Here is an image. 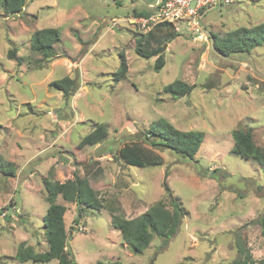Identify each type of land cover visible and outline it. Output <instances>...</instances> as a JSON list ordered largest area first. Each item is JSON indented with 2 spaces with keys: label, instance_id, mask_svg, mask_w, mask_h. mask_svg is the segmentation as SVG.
<instances>
[{
  "label": "rangeland",
  "instance_id": "1",
  "mask_svg": "<svg viewBox=\"0 0 264 264\" xmlns=\"http://www.w3.org/2000/svg\"><path fill=\"white\" fill-rule=\"evenodd\" d=\"M150 2L27 0L18 13L0 8V155L15 169L13 176L0 173V264L55 263L19 262L14 254L21 242L47 249L43 178L62 182L74 175L87 178L106 207L85 209L74 223L76 204L57 196L77 264H231L240 241L253 260H264V236L254 222L264 204V165L234 154L230 135L251 127L264 147V43L224 56L211 36L263 22L264 0L216 2L201 9L197 31L176 23L178 35L163 45L142 37L146 29L135 20L151 12ZM46 26L60 29L50 60L30 48L32 32ZM137 39L147 50L161 45V69L153 68L155 55L135 52ZM9 48L19 63L7 56ZM120 52L127 71L115 81ZM63 76L77 82L68 100L49 85ZM174 80L195 87L173 97L163 87ZM158 118L203 132L193 160L144 141ZM99 122L106 135L87 138ZM129 141L153 148L161 164L124 163L116 154ZM164 183L186 212L165 245L153 236L135 253L111 225L108 207L125 218L159 200L170 208Z\"/></svg>",
  "mask_w": 264,
  "mask_h": 264
},
{
  "label": "trees",
  "instance_id": "2",
  "mask_svg": "<svg viewBox=\"0 0 264 264\" xmlns=\"http://www.w3.org/2000/svg\"><path fill=\"white\" fill-rule=\"evenodd\" d=\"M27 0H0V8L6 13H18L25 6ZM148 11L138 13L148 15ZM178 35L175 25L172 22L155 23L143 33L145 39H159L161 45ZM212 46L219 54L227 56L231 53L248 52L255 46L264 43V21L252 26H238L224 35L220 36L212 33ZM141 37V38H142ZM60 39V29L46 26L36 29L30 37V48L42 54L43 58L50 60L55 56L54 44ZM161 45L149 50L143 48L141 39L135 41V52L142 57L156 56L153 64L154 70H159L164 65ZM7 56L14 58L18 63L20 57L16 55L15 48L7 50ZM120 61L117 70L114 72V79L118 81L125 77L127 63L123 52L119 53ZM49 85L63 92L64 99L68 100L77 89L75 78L63 76L50 81ZM194 84H188L182 80H174L163 87V91L173 97H180L188 94ZM106 135V126L99 122L93 127L87 138L102 140ZM233 140L232 151L234 154L244 158H251L259 165H264V147L255 143L252 128H236L230 133ZM144 141L151 147L162 146L170 149L178 156L193 160L199 149L203 132L200 130H180L172 126L163 118H158L150 123L145 132ZM155 138V139H154ZM151 147H146L138 141L125 142L117 151V156L126 164L139 167L157 166L162 162V157ZM15 172L14 163L4 160L0 155V173L13 176ZM94 173V172H92ZM45 187V201L47 208L42 216L44 237L47 249L42 252L34 251L33 248L21 242L17 246L14 259L19 262L27 260L33 262L47 263L54 260V264H77L70 253L68 247V234L66 233L63 221V214L66 207L57 202V196L65 201L76 204V217L73 219L77 223L85 209L100 210L105 207L103 200L91 187L88 179L74 175L73 178L62 182L43 178ZM166 190L169 206L164 200H159L149 206L144 212L133 218H125L122 214H115L117 208L109 206L111 215V225L120 231L121 239L128 244L130 249L141 252L147 247L153 236H157L165 245L178 230L182 217L185 214L184 207L172 196L168 185L163 184ZM106 208V207H105ZM119 210V208H118ZM260 228L264 236V204L262 211L254 221ZM237 257L231 264H264V260L255 261L252 259L250 251L244 241H240L237 246Z\"/></svg>",
  "mask_w": 264,
  "mask_h": 264
},
{
  "label": "built area",
  "instance_id": "3",
  "mask_svg": "<svg viewBox=\"0 0 264 264\" xmlns=\"http://www.w3.org/2000/svg\"><path fill=\"white\" fill-rule=\"evenodd\" d=\"M122 1V0H115ZM221 0H152L147 6L151 9L148 15H140L135 19L147 31L158 22H184L198 30L200 11Z\"/></svg>",
  "mask_w": 264,
  "mask_h": 264
}]
</instances>
